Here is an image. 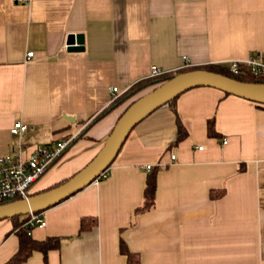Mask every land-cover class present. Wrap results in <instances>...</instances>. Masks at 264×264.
<instances>
[{
	"label": "crops",
	"instance_id": "1",
	"mask_svg": "<svg viewBox=\"0 0 264 264\" xmlns=\"http://www.w3.org/2000/svg\"><path fill=\"white\" fill-rule=\"evenodd\" d=\"M70 34L84 35V50H68ZM260 53L264 0H0V157L74 138L34 184L44 192L102 150L122 113L155 88L131 94L152 68L228 66ZM175 107L187 138L175 144L169 104L153 111L107 178L41 212L47 226L32 238L57 237L61 247L24 264H128L121 241L141 264H264V107L208 86L179 95ZM16 121L28 125L20 136ZM154 172L155 205L139 212ZM214 190L223 193L213 199ZM91 216L98 225L81 231ZM15 225L0 220V264L19 251Z\"/></svg>",
	"mask_w": 264,
	"mask_h": 264
},
{
	"label": "water",
	"instance_id": "2",
	"mask_svg": "<svg viewBox=\"0 0 264 264\" xmlns=\"http://www.w3.org/2000/svg\"><path fill=\"white\" fill-rule=\"evenodd\" d=\"M67 43L70 52L84 50V35L70 34ZM202 86L220 89L229 95L233 94L260 105L264 104V83L242 82L205 69L177 74L130 104L117 121L102 150L86 167L59 186L32 194L31 197L26 199L3 204L0 206V220L43 212L84 189L114 163L135 125L143 121L153 111L171 103L176 97L189 89Z\"/></svg>",
	"mask_w": 264,
	"mask_h": 264
},
{
	"label": "built area",
	"instance_id": "3",
	"mask_svg": "<svg viewBox=\"0 0 264 264\" xmlns=\"http://www.w3.org/2000/svg\"><path fill=\"white\" fill-rule=\"evenodd\" d=\"M18 2H26V0H15ZM69 47V45H68ZM34 56V52H28L27 57ZM190 66L189 62L184 66ZM240 66L249 68L251 74L255 78L264 77V54L254 55L245 61L230 60L228 67L234 73L239 72ZM150 79L159 78L172 72H166L160 68H152ZM176 72V71H174ZM118 88L113 89V101H116ZM28 125L22 121H16L11 132L14 135H21L26 132ZM74 138L62 139L54 144H36L31 152L24 157L23 146L20 145V151L16 155H8L0 157V206L5 203L26 199L34 194L33 186L39 181L46 172L54 166L61 155L71 146ZM228 141L225 140L224 144ZM203 147H199L202 149ZM177 155H172V159L176 160ZM152 165H147L146 170H151ZM108 169L96 179L104 180L109 176ZM25 227L29 228V232L35 227L44 228L47 226L46 219L41 213H33L27 216Z\"/></svg>",
	"mask_w": 264,
	"mask_h": 264
},
{
	"label": "trees",
	"instance_id": "4",
	"mask_svg": "<svg viewBox=\"0 0 264 264\" xmlns=\"http://www.w3.org/2000/svg\"><path fill=\"white\" fill-rule=\"evenodd\" d=\"M208 70L214 73H220L228 77H232L238 81L242 82H255V83H264V77L260 78H255L249 68L246 66H240L239 72L234 73L232 70H230V67L224 66V65H216V66H202V67H187L185 69L179 70L177 72L169 73L163 76H159V78L156 79H147L144 81H141L139 83H136L132 90L131 94H136L142 90H144L145 87L152 86L157 88L160 84L170 80L173 78V76L181 73H187V71H192V70ZM154 88V89H155ZM226 95H229L225 93ZM177 101V97L169 103V105L172 107L173 112H176L177 115V126H178V135L175 140V144H179L183 140H185L188 136V130L187 128L183 125L180 116L176 110L175 103ZM259 106L264 107V104H258ZM207 126L209 127V134L214 137H218L219 133L216 131V125L214 122V119L208 120ZM67 181V180H65ZM63 181V182H65ZM61 182V183H63ZM60 184H56L53 187L59 186ZM157 177H156V172L151 173L146 182V188L144 191V204L142 207L138 208L137 211L139 212H147L148 210L152 209L155 205V196H156V190H157ZM52 188V187H51ZM222 191L216 192L215 190L211 192L210 197L213 199H217L222 195ZM36 194V193H34ZM41 213V212H39ZM28 216V215H27ZM27 216H25L27 218ZM15 221V229L14 231L18 234L19 237V251L10 258L7 264H24L27 262V260L34 254L35 251H40L43 253L45 260H47L48 253L52 250H57L61 246V240L57 237H48V239L39 241L34 238H32L31 233L29 232V228H26L24 225L27 222L28 219H26L23 222H20L19 219L20 217H15L11 218ZM98 225V218L96 217H83L81 219V225H80V230L81 231H87L91 230V228L96 227ZM121 252L127 256L128 258V264H141V258L138 254H134L133 252L130 251L128 245L124 242L121 241Z\"/></svg>",
	"mask_w": 264,
	"mask_h": 264
}]
</instances>
